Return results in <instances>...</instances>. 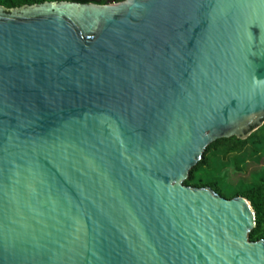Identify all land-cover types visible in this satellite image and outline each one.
<instances>
[{
    "label": "water",
    "instance_id": "95a60500",
    "mask_svg": "<svg viewBox=\"0 0 264 264\" xmlns=\"http://www.w3.org/2000/svg\"><path fill=\"white\" fill-rule=\"evenodd\" d=\"M263 124L264 0L0 6V264H264L183 184Z\"/></svg>",
    "mask_w": 264,
    "mask_h": 264
},
{
    "label": "trees",
    "instance_id": "16d2710c",
    "mask_svg": "<svg viewBox=\"0 0 264 264\" xmlns=\"http://www.w3.org/2000/svg\"><path fill=\"white\" fill-rule=\"evenodd\" d=\"M62 1L107 3L106 0H0V6L15 9ZM261 161L262 166L254 171L249 169L251 164ZM183 184L193 188H210L226 199H247L255 212V227L249 232V240H264V124L245 139L222 138L209 144Z\"/></svg>",
    "mask_w": 264,
    "mask_h": 264
},
{
    "label": "rangeland",
    "instance_id": "374dc122",
    "mask_svg": "<svg viewBox=\"0 0 264 264\" xmlns=\"http://www.w3.org/2000/svg\"><path fill=\"white\" fill-rule=\"evenodd\" d=\"M263 165V162L261 161V162H259V163H257V164H251L250 165V167H249V169L251 170V171H254L256 168H258L259 166H262Z\"/></svg>",
    "mask_w": 264,
    "mask_h": 264
},
{
    "label": "flooded vegetation",
    "instance_id": "af4514ba",
    "mask_svg": "<svg viewBox=\"0 0 264 264\" xmlns=\"http://www.w3.org/2000/svg\"><path fill=\"white\" fill-rule=\"evenodd\" d=\"M106 1H112V0H106Z\"/></svg>",
    "mask_w": 264,
    "mask_h": 264
}]
</instances>
